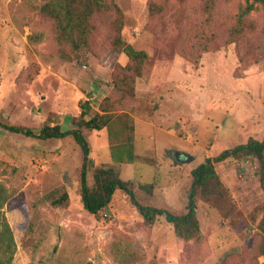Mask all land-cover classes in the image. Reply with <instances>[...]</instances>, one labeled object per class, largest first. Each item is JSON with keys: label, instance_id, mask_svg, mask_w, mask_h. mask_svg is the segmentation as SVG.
I'll return each instance as SVG.
<instances>
[{"label": "rangeland", "instance_id": "rangeland-1", "mask_svg": "<svg viewBox=\"0 0 264 264\" xmlns=\"http://www.w3.org/2000/svg\"><path fill=\"white\" fill-rule=\"evenodd\" d=\"M44 1L0 0V120L68 131L83 108L88 118L102 112L115 67L128 58L114 45L117 10L96 18L93 52L74 51L55 40L52 22L39 12ZM114 2L124 15L123 38L148 54L136 94L125 101L136 121V161L113 159L106 128L86 131L88 183L96 169L110 167L132 182L142 203L184 214L194 168L251 138L264 139V7L251 14L254 30L232 38L246 0H216L211 15L204 0ZM83 163L71 135L40 139L0 127V184L8 195L2 213L16 242L12 264L264 263L258 229L264 193L254 156L215 163L234 207L224 213L198 198L201 231L190 239L179 237L165 216L147 225L120 190L98 217L87 212ZM51 192L70 200L54 206L46 200Z\"/></svg>", "mask_w": 264, "mask_h": 264}, {"label": "trees", "instance_id": "trees-1", "mask_svg": "<svg viewBox=\"0 0 264 264\" xmlns=\"http://www.w3.org/2000/svg\"><path fill=\"white\" fill-rule=\"evenodd\" d=\"M216 0H204L203 11L211 15ZM153 5V4H152ZM151 9L155 11V6ZM258 5L264 7V0H246L237 15L236 24L232 30L233 37H241L249 30L256 28V23L251 19L252 12ZM111 9L119 14L116 23L117 34L114 39L115 48L126 54L128 63L117 65L113 73V92L101 105V113L87 117L89 108H83L80 116L74 120L72 130L65 131L60 125H44L40 130L33 128L9 125L0 120V127L16 134L40 139H60L68 135L74 138L84 156L83 168L80 176V194L83 206L87 212L98 217L111 203L117 190L125 193L132 205L147 225H154L160 216H165L172 225L177 235L190 239L200 233V223L197 217V199L226 213L233 209L228 189L223 184L221 177L215 169V163L224 162L230 158L241 156H254L259 160L260 186L264 193V139H249L247 143L227 149L204 162L192 170L193 181L188 195L187 211L184 214H174L168 209L142 203L130 181L122 179L119 172L113 168L101 166L94 173V184L88 183V164L92 148L86 138V131H101L107 129L113 159L117 163H132L136 161L135 139L136 121L125 106V101L136 94V79L143 74L144 65L148 60L145 51L137 50L123 38L124 15L114 0H45L39 6L40 14L52 22L55 40L63 47L70 46L74 51L85 48L94 51L98 24L96 18L103 12ZM85 107V106H84ZM150 190L153 186L144 185ZM8 195L4 186L0 184V264H12L16 250V242L12 228L2 213ZM54 206L66 205L70 200L69 194L64 192L57 195L51 192L46 196ZM262 234L259 245L260 254L264 256V215L258 224ZM264 264V263H262Z\"/></svg>", "mask_w": 264, "mask_h": 264}, {"label": "crops", "instance_id": "crops-1", "mask_svg": "<svg viewBox=\"0 0 264 264\" xmlns=\"http://www.w3.org/2000/svg\"><path fill=\"white\" fill-rule=\"evenodd\" d=\"M104 138L102 137V140H103ZM104 142V141H103Z\"/></svg>", "mask_w": 264, "mask_h": 264}]
</instances>
